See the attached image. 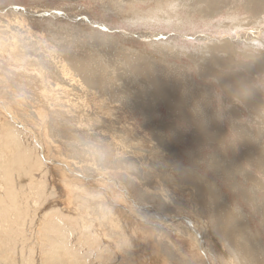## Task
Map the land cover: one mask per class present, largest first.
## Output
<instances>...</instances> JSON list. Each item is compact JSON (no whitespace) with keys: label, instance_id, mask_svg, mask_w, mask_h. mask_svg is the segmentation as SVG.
Returning <instances> with one entry per match:
<instances>
[{"label":"rangeland","instance_id":"374dc122","mask_svg":"<svg viewBox=\"0 0 264 264\" xmlns=\"http://www.w3.org/2000/svg\"><path fill=\"white\" fill-rule=\"evenodd\" d=\"M37 1L39 0H0V16L12 9L22 11L24 8L28 12H31L30 10H32ZM58 1L60 0H42L45 4L58 3ZM62 1L63 0H61V2ZM134 1L135 3L131 4V6L124 5V8L122 7L120 10L118 8L117 10L123 12L124 9V11H128L130 14L135 9H138L141 11L139 15L142 14L140 16L146 18L147 15L145 14L148 13L150 10L149 7L153 6V3L144 2L143 0ZM162 1L163 0H154L153 2H158L160 4ZM191 1L195 3L198 0H175L173 2L175 5L169 8L161 7L160 11L157 12L158 15L166 16L164 13L169 11L172 15L171 20L173 19V21H165L161 22V24L157 23L156 25H152L153 23L151 21L145 22L144 20L136 22V24L133 22L126 23L125 20H122L121 16L117 14L119 11L113 10L112 12V10L108 11V9H106L108 4L111 5L110 3L112 1L109 0H68V3L73 5V10H71L70 13L74 12L73 15L75 14L72 19L59 17V19H55L56 21H54V19L50 17H45L43 19L36 18L33 22H31L29 18L26 19L28 22L25 21L27 26L32 29L30 32L32 35L31 39L33 42L38 40V44H32V47L31 44V46L25 45L28 41H17L16 49L20 47L19 50L21 52L28 51L27 53H30L39 44L42 45V49H54L56 48L54 45H57L58 51L61 53V56H58L62 57L64 55L62 50L65 46L73 54V58L89 63L90 67L95 72L96 78L107 87L105 90H102L99 86L84 84L78 71L73 68V64L69 62V60V64H67V60H64L63 57L60 58V60L55 59V61L51 62L46 61L44 59L45 57L40 60V56L36 54V56L32 55L30 58H24L23 56L27 54H23L20 58L12 60L5 50L7 48L9 49L10 46L13 47L12 41L10 42V40H8L9 36H4V31H2L1 28L0 35L4 36V39L1 38V40H4V44L0 46V104L10 109L12 112L11 114L16 116V118L18 117L17 119L24 124L25 128L28 130L30 129L29 138L31 142H34V145L33 143L32 145L34 147L36 146V153H38L40 157H44L45 161L44 159L43 161L52 168H49V171L45 175L36 168L31 173L36 180H45L47 187H50L52 184H58L59 187H55L56 192L60 191L59 188L61 190L67 188L71 182L80 185L81 180L79 177H76L77 173L78 176L81 175L89 179L88 184L92 181L91 186L90 184L87 185L89 188L87 190L93 195L90 196L89 200L92 203L89 202L91 205L90 209H87L85 205L80 202L81 198L79 196H84L83 193L80 194L74 189V191H72V185L68 187L72 191L69 194V198L60 192L64 198L56 193L51 199L47 200V204L51 202L50 206H52L50 209L59 206L62 208L61 213L66 217V221L64 222L65 225L58 224L54 218H48L43 221L40 216L46 211L43 210L45 208L37 212L39 215L35 218L34 222H32L31 226H28L23 216H20V222L15 231L5 229V225L3 226L0 220V239L3 240V243L0 242V260H7V264H18V257L15 254L16 249L9 248L7 245L10 241L5 240L9 236H11L10 240H12L14 234H16L18 247L24 246L33 248V250L25 256L29 264H101L106 259L107 254H109V257L111 256V260L107 261L106 264H119L121 261L124 264L127 258L123 260L120 255L124 252H120V250L114 248L115 244L113 241H116V238H111L112 234L109 232V226L105 224V220H103V217H106V215H103L102 210L97 207L98 203L96 205V201L102 202V200L97 197L98 191L104 193L105 190L106 193H104V197H106L103 202L106 206L110 207L112 213L119 218L120 224L124 226L125 233L128 234L130 241L135 240L136 244H139H137L139 247L136 249L140 250L142 258H138V260L142 259L144 264H149L150 256L151 259L153 257L152 260L159 258L161 261H164L161 258L163 252L159 251V248L161 249L162 247V242H160L161 244L157 243L158 238H155V232L158 226L157 224L151 223L150 225L153 226L152 228L146 224L147 219L143 217L144 213H156L154 210H158V213L162 212V214H164V220L167 222L173 223L172 225L176 223L182 224V226L190 232L191 238L198 241V244L194 242V251H196L203 260L205 249L202 250L198 246L200 245V241L196 239V232L200 231V225L195 222V218L191 213L186 212L183 214V218H181L172 213L164 212L160 201L154 197L153 189H148L147 195L141 192L142 187H147L148 177L154 171V165L157 159L156 154L150 150L151 144L146 143L147 137H151L153 141H158V137L163 131L160 127L161 122L165 118H174L176 113L174 111H169L165 105L157 101V96L154 97L155 95L151 92L152 89L145 91L143 85L146 82L142 74L140 76V73L134 70L133 67L132 70L131 66L123 59L127 54V50L128 53L132 52L130 54H134L135 51L140 53V55L143 54L141 56L143 59L147 56L145 58L146 60H144L147 61L148 58L149 61L147 62L150 64L161 65L166 74L179 76L180 74L186 73L188 76H192L194 72L198 70L199 65L204 62L203 58L209 55L208 52H204V54H202V51L196 52L197 49H200L203 45L201 41L198 40L199 35H213L210 36V38L209 36L206 37L209 40L211 39L210 41L216 40L213 38L217 37L220 39L228 38L229 35L234 37L235 33L224 34L222 32L226 29L224 26L218 25L219 28H215L217 24L220 23L231 25L234 22V20L231 22L230 20H226L224 14H226L228 10L229 13L234 12L236 15L238 14L237 19H235L236 23L242 22L243 27L238 29L237 34L246 32L259 39L257 42L258 46L254 45L255 49L259 51L252 59L240 55L246 53L244 51L245 43H243L246 41L245 39L240 41L241 44L239 45L243 44L244 46H240L241 48H238L235 54V62H239L241 65H252L259 57H264V54L259 53L261 51L264 52V49H262L263 46L260 45L262 41L264 42V0H222L224 2L226 1L225 5L224 2L221 3V5L219 4L220 6L223 5V11L217 14L212 20L207 21L201 19L196 12L192 17L186 18L185 13L187 11L184 12L185 10L181 2L189 4L188 6H190L193 4H191ZM229 1L230 3L228 4ZM158 3L157 5H159ZM204 3L210 2L209 0H203L197 5L202 7ZM235 4L237 7H235ZM238 5L241 6L238 7ZM173 6L174 10L172 8ZM233 6L237 9L235 10ZM246 6H249L250 10H244L247 9ZM179 7H181V10ZM46 9L48 10V8ZM61 9L65 10L66 7H62ZM177 10L179 12L175 14ZM29 14L30 13H28V15ZM83 19L91 20L90 22L92 23L96 22V25L94 24L90 27V25H87L89 22L84 23L82 21ZM176 21L181 22L177 24ZM183 21L188 24H185ZM203 21L205 24H203ZM1 23L3 25L4 22H0V24ZM48 24H52L50 27H54L53 29L56 30L57 33L59 32L58 35L56 33L53 37L51 36L52 38H49L48 29L46 28L49 26ZM103 25L104 28L108 29L107 32H105L102 27ZM3 26H5V23ZM27 26L25 27L28 28ZM189 26L194 27L190 28L193 29L191 31H194L192 36L186 34L184 31L185 28L188 29L187 27ZM89 29L91 31H89ZM234 30H236V28ZM100 32H104L107 35L101 37ZM155 32L158 33L157 37H145V34L147 35L148 33ZM218 32L222 33L218 35L216 34ZM256 32L260 33L258 34ZM89 33H92V36ZM109 34L110 36H108ZM59 37L61 38L59 39ZM109 37L111 39H109ZM101 38H103L102 41ZM172 41H174L175 44H173ZM182 41H185L187 45L184 50L181 48ZM169 42L170 44L168 45L167 43ZM29 43H31L30 40ZM153 43L156 44L153 45ZM4 45H6V47ZM27 48L30 49L27 50ZM172 48L176 50L174 51ZM168 49L169 51L171 50L170 53ZM179 50H183L184 55L181 54ZM188 55H196V60H192ZM35 57L36 59L39 57V61L34 60L33 58ZM64 63H66V65H63ZM217 68L222 70L219 66ZM242 68L235 67V70L239 71L242 70ZM263 70L262 68L261 70L250 73L257 83L264 82ZM248 73L249 72H246V74ZM142 81L144 83H142ZM124 89L131 90L132 95L126 102L122 103ZM141 89L145 92L141 91ZM143 92L144 94H142ZM259 95L262 101H264V90H261ZM2 101L3 103H7L3 105ZM2 111L3 109H0V117L3 121L5 119L8 120L6 113ZM152 113H155V116H152ZM236 119L238 121V127L234 130L232 125L229 124L224 128V134L229 135L234 132L237 134L243 133L250 138V143L255 151L254 159L256 161V166L247 180L248 195L251 196L252 189L255 188L256 199L260 200L264 198V170H262L260 165V160L264 157V105H252L250 109L245 110L243 115L238 116ZM10 122L14 126L16 125V127L22 128L20 124L13 123L12 121ZM2 138L4 137H1V139ZM162 150L169 155H173L175 148L172 145H165ZM67 170H71V175ZM73 173H75V175H73ZM67 175H73V181H71ZM94 181L95 183H93ZM63 182L69 184L65 185ZM65 197L68 198L70 202L67 205L70 208L69 210L66 206L62 207V205H59L62 199L64 201ZM53 204H56V206ZM232 206H240L243 210L247 207V204L246 201L240 197L233 199ZM46 208L49 210V205H46ZM76 208L83 215L82 220H87L95 224L94 228L96 227V231L90 232V240L93 241L92 244H87L82 239L84 237L83 235H86L87 230L82 232L76 229V243L73 240V214L75 215L74 210ZM158 213L156 214L158 215ZM209 225L215 227V225ZM132 227L135 229V232L130 230ZM193 228L196 232L193 231ZM168 232V242L175 245L176 249L184 248L183 253L189 256V251L193 249L189 239L185 238L180 242L175 233L171 231ZM105 235H107V237ZM172 235L174 236L172 237ZM131 236H134L133 238L137 240L132 239ZM244 236L248 239L251 248L255 249L258 254L264 257V234H261L259 230L258 220H253L251 222ZM166 244L168 245L169 243ZM144 245L146 246L144 247ZM89 246L92 249L94 247L93 250L97 251L98 249L99 252L93 256H89V252H86ZM157 246L159 248L156 249ZM90 247L89 249H91ZM7 249H9V251ZM68 249L72 250L75 255L78 256L77 258H79V260H77L73 254L68 255ZM100 249H105V251H102L104 255H101ZM243 250L245 249L243 248ZM151 251H155L153 256L151 255ZM74 259L77 260L78 263L73 262ZM57 260L61 261V263L57 262ZM223 262L225 261L221 260L220 264H224Z\"/></svg>","mask_w":264,"mask_h":264},{"label":"bare ground","instance_id":"6f19581e","mask_svg":"<svg viewBox=\"0 0 264 264\" xmlns=\"http://www.w3.org/2000/svg\"><path fill=\"white\" fill-rule=\"evenodd\" d=\"M63 1H66V2H63ZM61 2L58 1V3H53V4H45V2H42V0H39L37 1L35 4H34V7L32 8V10H30L31 12H28L26 9H22V11H19V10H16V9H12V10H8L7 13H5L4 15H1L0 16V22H4L5 23V26L4 23L2 25V23L0 24V30L2 28V31H4V36L7 35L9 36V39L10 42L13 44V47L10 46V48L8 49H5L9 54V57L12 58V60L16 59V58H20V56H23V54H27L25 56H23L24 58H30L32 55H37V56H40V60L44 59L46 61H55V59H59L63 57L64 60H69V62H71L73 64V68L76 69V71H78V74L80 75V77L82 78L84 84H88V85H95V86H99L101 87L102 90H105L107 87L100 83V81L96 78L95 76V72L94 70L90 67L89 63L87 61H80V60H77L76 58H73V54L70 52L69 49H67L65 46L63 48V53L64 55L62 57H59L58 55L61 56V53L58 51V47L57 45H54L56 46V48L54 49H42V45H38L36 48H34V50L30 53H27L28 51L26 52H21L18 49H16V43L17 41H28L27 44L25 45H36L38 44V40L33 42L32 39H31V30L27 24H26V19L29 18L31 22H33L34 19L38 18H45V17H50L52 19H54V21H56L55 19H59V17H62V18H67V19H72L74 18L73 16V13H70L71 10H73V5L72 4H69L68 3V0H63ZM109 1H112L109 5L108 4V7H106V9L109 10H117L119 8H124V5H127V6H131V4L135 3L134 0H109ZM139 1V0H138ZM144 2H152L153 3V6H150V10L148 11L146 18L144 17H141L140 14L139 15V11L138 9H135L134 11L133 10H130V11H133L132 13L129 14L128 11H124L123 9V12L122 11H119L117 14L121 16V19L122 20H125L126 23H129V22H133L134 24H136V22H140L141 20L143 21H151L153 24L152 25H156L157 23H160L161 22H165V21H173V19L171 20V14L169 13V11L165 12L164 14H166V16H160L158 15V11H160L161 7H165V8H169L171 7L172 5H175L173 4V2L175 0H163L160 4L158 2H153L154 0H143ZM143 1H140V2H143ZM177 1V0H176ZM182 1V0H181ZM195 1V0H194ZM203 0H198L196 1L195 3L191 1V4L190 6H188L189 4H184L181 2L183 8H184V12H186L185 16L186 18H190L192 17V15L196 12L197 14H199V17L203 20H212L217 14H220L221 11H223V5H221V3H223L224 1L222 0H209L210 3H204V5H202V7L200 5H197L199 2H202ZM61 2V3H59ZM226 2V1H225ZM225 2H224V5H225ZM113 3V5H112ZM118 3V4H117ZM139 3V2H137ZM157 3L160 5H157ZM179 3V1H178ZM230 3V1L228 2V4ZM116 4V6H115ZM180 4V5H181ZM220 4V5H219ZM237 4V3H236ZM235 4V5H236ZM179 5V6H180ZM234 5V6H235ZM233 6V7H234ZM241 6V5H240ZM238 5V7H240ZM62 7H66L65 10H62L61 8ZM133 7V5H132ZM178 7V6H177ZM237 7V5L235 6ZM234 7V8H235ZM245 7V6H244ZM247 9H244V10H250L249 6H246ZM48 8V10L46 9ZM135 8V7H134ZM173 10H174V6L172 7ZM176 8V7H175ZM180 10H181V7H179ZM126 9V7H125ZM178 9V8H177ZM237 8H235L236 10ZM38 10V11H37ZM172 10V12H173ZM232 10V9H231ZM1 11V10H0ZM206 11V12H205ZM125 12V13H124ZM179 11L177 10V12L175 14H177ZM3 13V12H2ZM28 13H30L28 15ZM161 13V12H160ZM173 14V13H172ZM174 14V15H175ZM8 15V16H7ZM226 16V20H230L234 22L236 21L235 19H237L238 17V14L236 15V13H229L228 10L226 11V14H224ZM7 16V17H5ZM176 16V15H175ZM118 17V16H117ZM178 17V16H177ZM181 17V16H179ZM7 18V19H6ZM174 18V17H173ZM195 18V17H194ZM74 20V19H73ZM77 20V19H75ZM180 20V19H178ZM26 21V22H25ZM52 21V20H51ZM68 22H70L69 20H67ZM84 23L85 22H89L87 25H94L95 23H92L90 22L89 20L87 19H83L82 20ZM187 21V20H186ZM192 21V20H191ZM189 21V22H191ZM201 21V20H200ZM66 22V21H65ZM77 22V21H76ZM177 24L181 21H176ZM185 22V21H183ZM204 22V21H203ZM229 22V21H228ZM234 22L230 25V24H227L225 23H220V24H217V27L215 28H219V26H224L226 27V29L224 31H222L224 34H227V33H235L234 37L230 36L228 38H224V39H220V38H213V39H216V40H213V41H210L208 38H210V36H213V35H208L207 34H201L198 36V40L201 41V43L203 44L201 46L200 49H197L196 52H200L202 51V54H204V52H208L209 55L208 57H204L203 58V63L201 65H203L206 61H211L212 62V65L217 68L219 66L220 69L222 70H219L217 68L218 71H221L223 72L225 75H227L231 70H235V67H240L242 69H245L246 68V72H255L257 70H261L262 68L264 69V57H259L256 62L252 65L250 64H245V65H241L239 62H235L234 59L236 58L235 57V54H236V51L238 48H241L240 46L242 45H239L241 44L240 41L243 39H245L246 41L243 42L245 43V46H244V51L246 53H242L240 55H242L243 57L245 58H249V59H252V57L254 55H256V53L259 51H257L255 49V46L257 45L258 46V38L255 37V36H252L246 32H243V33H238L237 34V31L238 29H240L241 27H243L242 25V22H239V23H236L234 24ZM28 23V22H27ZM59 23V22H58ZM63 23V22H62ZM80 23V22H79ZM169 23V22H168ZM26 24V25H25ZM70 24V23H69ZM72 24V23H71ZM102 24V23H101ZM132 24V23H130ZM185 24H188L185 22ZM192 24V23H191ZM205 24V22L203 23ZM49 26L46 27L48 29V36L49 38L52 36H54L57 31L54 30L53 28L50 27V25L52 24H48ZM60 25V24H58ZM56 25V26H58ZM83 25V23H82ZM86 25V24H84ZM86 25V26H87ZM96 25V24H95ZM142 25V24H141ZM25 26H27L28 28H26ZM151 26V25H150ZM180 26V25H179ZM192 26V25H191ZM194 26V25H193ZM43 27V26H42ZM45 27V26H44ZM95 27V26H94ZM104 28V25L102 26ZM238 27V28H237ZM35 28V27H34ZM62 28V27H61ZM89 28V27H88ZM188 29L185 28V33L192 36V33L194 31H191L193 29H190V28H194V27H187ZM236 28V30H234ZM105 29V28H104ZM175 29V28H174ZM246 29V28H245ZM244 29V30H245ZM59 30V29H58ZM93 30V29H92ZM179 30V29H177ZM45 31V30H43ZM70 31V30H69ZM89 31H91L89 29ZM68 32V31H67ZM94 32V30H93ZM222 32H218L216 34H220ZM59 33V32H58ZM57 33V35H58ZM69 33V32H68ZM101 33V37L103 35H107L105 34L104 32H100ZM256 33H260V32H256ZM1 34V33H0ZM90 34V33H89ZM92 36V33L90 34ZM89 35V36H90ZM158 33H148L147 35L145 34V37L146 38H153L154 36L157 37ZM185 35V34H184ZM4 36L0 35V46H3L4 44V40H1L4 39ZM62 36V35H61ZM88 36V35H87ZM110 36V34L108 35ZM141 36V35H140ZM143 36V35H142ZM203 36V37H202ZM51 37V38H52ZM69 37V36H68ZM100 37V36H98ZM179 37V36H178ZM61 37H59L60 39ZM160 38V37H159ZM169 38V37H168ZM167 38V39H168ZM181 38V37H180ZM194 38V37H193ZM34 39V38H33ZM43 39V38H42ZM41 39V41H42ZM63 39V38H62ZM76 39V38H75ZM94 39V38H93ZM109 39H111L109 37ZM171 39V38H170ZM195 39V38H194ZM207 39V40H206ZM230 39V40H229ZM29 40L31 43H29ZM57 40V39H56ZM103 40V38H101V41ZM157 40V38H156ZM155 40V42H156ZM174 40V38H173ZM179 40V39H178ZM177 40V41H178ZM65 41V40H64ZM166 41V40H164ZM187 41V39H186ZM199 41V42H200ZM203 41V42H202ZM43 42V41H42ZM113 42V41H112ZM162 42V41H161ZM173 44L174 41H172ZM6 43V42H5ZM62 43V42H61ZM67 43V42H65ZM120 43V42H119ZM157 43V42H156ZM156 43H153L156 44ZM192 43V42H191ZM256 43V44H255ZM44 44V43H43ZM114 44V43H113ZM168 45L170 44L167 43ZM24 45V46H25ZM30 45V46H31ZM32 45V47H33ZM59 45V44H58ZM152 45V44H151ZM150 45V46H151ZM152 45V46H153ZM162 45V44H161ZM165 45V44H164ZM255 45V46H254ZM261 46H263L262 49H264V42L262 41L260 43ZM6 47V45H4ZM62 46V45H61ZM176 46V45H175ZM179 46V45H178ZM187 45L185 44V41H182V45H181V48L184 50L186 49ZM9 47V46H8ZM138 47V46H137ZM163 47V46H162ZM22 48V47H21ZM153 48V47H152ZM156 48V46H155ZM158 48V47H157ZM161 48V47H160ZM197 48V47H196ZM30 49V48H29ZM27 48V50H29ZM57 49V50H56ZM173 49V48H172ZM260 49V48H259ZM122 50V49H120ZM131 50V49H130ZM161 50V49H159ZM174 50V49H173ZM176 50V49H175ZM174 50V51H175ZM183 50H179L181 52V54L184 55V51ZM167 51V50H166ZM169 51V49H168ZM172 51V52H174ZM186 51V50H185ZM119 52V51H118ZM125 52V50H124ZM154 52V51H153ZM161 52V51H160ZM159 52V53H160ZM163 52V51H162ZM171 52V50L169 51V53ZM189 52V50H188ZM188 52H185V53H188ZM195 52V53H196ZM250 52V53H249ZM62 53V54H63ZM127 56L123 54L124 56V61H126L130 66H131V69L133 67L134 70H136L138 73H140V76L142 74V77L144 79V81L147 83L149 81H159L160 82V87L158 90H154L152 89L151 92H153V94L155 95L154 97L160 95V94H166V95H169L171 96L173 94V88H172V83L169 82V79L165 76V71L163 70L162 66L161 65H153V64H150L149 62V59L147 58V61H145L146 57H144V59L141 57L142 55H140V53H137L134 51V54H130L128 53V50L126 52ZM177 53V52H176ZM260 54H264V52H259ZM258 53V54H259ZM166 54V53H165ZM189 54V53H188ZM35 55V56H36ZM173 55V54H172ZM182 55V56H183ZM199 55V54H198ZM8 56V55H7ZM175 56V55H174ZM177 56V55H176ZM179 56V55H178ZM196 56V55H195ZM195 56L193 55H188L189 58H191L192 60L195 59ZM187 57V56H186ZM8 58V59H10ZM174 58V57H173ZM242 58V57H241ZM34 60H37L39 61V57H36L33 58ZM62 59V60H63ZM2 60V59H1ZM63 60V61H64ZM158 60V59H157ZM196 60V59H195ZM194 60V61H195ZM198 60V59H197ZM61 61V62H63ZM69 62L67 64H69ZM4 63V62H3ZM55 63V62H54ZM159 63V62H158ZM162 63V62H161ZM164 63V62H163ZM127 64V65H128ZM160 64V63H159ZM4 65V64H3ZM63 65H66V63H64ZM62 65V66H63ZM199 65V67L201 66ZM197 66V65H196ZM69 67V66H68ZM125 67V66H124ZM126 68V67H125ZM3 69V68H1ZM70 69V68H69ZM130 69V68H128ZM132 69V70H133ZM167 69V68H166ZM199 69V68H198ZM4 70V69H3ZM127 70V69H126ZM5 71V70H4ZM23 71V70H22ZM129 71V70H128ZM238 71V70H237ZM264 71V70H263ZM18 72V71H17ZM134 72V71H133ZM15 73V72H14ZM13 73V74H14ZM20 73V72H19ZM171 73V72H169ZM195 73V72H194ZM18 74V73H17ZM4 75V74H3ZM21 75V74H20ZM252 75V74H251ZM258 75V74H256ZM39 76V75H38ZM9 80V79H8ZM139 80V78H138ZM137 80V82H138ZM23 82V81H22ZM141 82V80H140ZM142 83H144L142 81ZM25 84V83H24ZM38 86V85H37ZM28 87V86H27ZM30 87V86H29ZM142 87V86H141ZM34 89V88H32ZM2 91V90H1ZM141 91H144L143 89H141ZM149 91V90H148ZM8 92V91H7ZM145 92V91H144ZM144 92L142 94H144ZM150 92V93H151ZM149 93V95H150ZM6 94V93H5ZM2 96V95H1ZM148 96V95H147ZM142 98V97H141ZM19 99V98H18ZM145 99V97H144ZM143 99V101H144ZM1 102V101H0ZM151 102V101H150ZM153 102V101H152ZM156 102V101H155ZM4 103H7V102H4ZM3 101H2V104L4 105ZM162 105V104H161ZM253 105H264V103H262V98H260V95L258 94V96L254 99V102H253ZM9 106V105H8ZM11 108V107H10ZM0 109H3L4 113H6L7 117H8V120L5 119L4 121L2 120V118L0 117V220H1V224L4 226L5 225V229H9L11 231H15L17 230V226L19 224V217L23 216V219L24 221L28 224V226H31L32 222H34L35 218L39 215L37 212L41 211L42 208H45L43 210H46L45 212L42 213V215L40 216L41 219L44 221L45 219H48V218H54L55 221L58 223V224H61V225H65V221H66V217H64V215L61 213V209L60 206L59 207H56V208H53V209H50V204H47V200L48 199H51L54 195H56V193L60 194V192H62V194L66 195L68 198L70 197V193L72 191H77L79 192L80 194L83 193L84 196H79L81 199H80V202H82L85 207L87 209H90L91 205L89 204V200H90V196L93 195L91 194V192H89L87 189H89L87 187V185L90 184L91 186V182L88 184V180L89 179H86L85 177L81 176H78V174L76 173V177H79L80 180H81V183L80 185L79 184H75L73 182H71V184L69 186L72 185V191L71 189H68L67 188H63V190H61L59 188V192H56L55 191V187L59 185L58 184H52L50 187H47L46 184H45V180H36L33 176V174L31 173L35 168L37 170H40L41 173L43 175L47 174V172L49 171V165L46 164L45 159L44 157H40L38 155V153H36V146L34 147V142L30 140V129L28 130L27 128H25L24 124L19 121L16 116H13L10 111V109H8L7 107L5 106H1L0 104ZM12 109V108H11ZM2 111V112H3ZM16 112V111H15ZM173 112V111H172ZM16 114V113H15ZM14 114V115H15ZM3 122H2V121ZM10 121H12L13 123H17V124H20L21 125V129L18 128V126L16 127V125L14 126ZM44 121V120H43ZM6 122V123H4ZM42 123V122H41ZM32 124V123H30ZM48 124V123H47ZM19 125V127H20ZM32 126V125H31ZM34 127V126H33ZM46 130V129H45ZM52 131V130H51ZM35 132V131H34ZM39 134V133H38ZM42 136V135H41ZM1 137H4L1 139ZM43 140V139H42ZM33 143V145H32ZM41 146V145H40ZM46 148V147H45ZM52 148V147H51ZM40 152V150H39ZM44 159V161H43ZM47 159V158H46ZM67 165V164H66ZM57 167V166H56ZM61 167V166H60ZM65 167V166H64ZM52 169V168H50ZM70 169V167H69ZM54 170V168H53ZM63 170V169H62ZM70 172V175H71V170H67ZM73 171V170H72ZM80 171V170H79ZM78 171V172H79ZM82 172V171H81ZM80 172V173H81ZM50 173V172H49ZM64 173V172H63ZM53 174V173H52ZM82 174V173H81ZM56 175V173H55ZM70 175H67L69 177V179L71 181H73V175H75V173H73L72 176ZM64 176V175H62ZM29 177V178H28ZM26 178V179H25ZM66 179V178H64ZM63 179V180H64ZM62 180V181H63ZM61 181V180H60ZM59 181V182H60ZM84 181V182H83ZM54 182V181H53ZM87 182V183H86ZM65 185L69 184L67 182H63ZM95 183V181L93 182ZM119 183V182H118ZM117 183V184H118ZM62 184V183H61ZM97 185V184H96ZM63 186V185H62ZM94 186V185H93ZM62 188V187H61ZM74 189V190H73ZM100 190V189H99ZM101 191V190H100ZM104 191V190H103ZM106 191V190H105ZM104 191V193H106ZM104 193H100L98 191L97 193V197L100 198L102 200V202H98L96 201V205L98 203V208L100 210H102V214L103 215H106V217H103V220H105V224H108L109 226V232L112 234L111 235V238H116L115 240L116 241H113V243L115 244V249L116 250H120L123 251L124 253H121L120 256H122L123 260L126 257V250L124 249L123 245L125 244V242L127 241H130V238H128V234L125 233V228L124 226H122V224H120V221H119V218H117V216H115L114 213H112V210L110 209V207L106 206V204L103 202V200H105V197H104ZM62 194H60V197L64 198L62 196ZM68 198L65 197L64 201L62 199L61 203L59 205H62V207H65L68 208V210L70 209L67 205L70 203ZM133 199V197H132ZM76 200V199H75ZM111 202V201H110ZM122 202V201H121ZM91 203V202H90ZM124 203V202H123ZM122 203V204H123ZM92 204V203H91ZM46 205L48 206L49 205V210H47L46 208ZM54 206H56V204H53ZM64 205V206H63ZM121 206V205H120ZM78 207V206H76ZM126 208V207H125ZM153 208V207H152ZM154 209V208H153ZM67 210V209H66ZM73 210V209H72ZM75 211V215L73 214V240L74 242L76 243V239H75V230L76 229H79L80 231L82 232H86V235H83L84 237L82 238L84 242H86L87 244L89 243H93L92 240H90V232L91 231H96L95 228H94V223L90 222V221H87V220H82V214L79 212V210H77V208L74 210ZM156 213H158V210H154ZM153 211V212H154ZM144 212V211H143ZM131 213V212H130ZM138 213V212H137ZM156 213H144L143 217H145L147 219L146 221V224H148L149 226H151L153 228L152 225H150L151 223H154V224H157V228H156V232H155V238H158V241L157 243L161 244L160 242H162V247L161 249L157 246V248H159V251H162L163 254L161 255V258L163 260H166V254L168 253L169 249L167 247V244L166 243H170L168 242L169 239L168 236H169V232L168 231H171L173 233H175V235L177 236V238L180 240V242H182L185 238H188L189 241H190V244L192 246V250L189 251V256L185 253H181V257L184 258V259H187L189 257L193 258V259H201V257L199 256V254L194 251L195 250V247L194 245L195 244H198L197 242L198 241H195V239L193 240V238H191V234L190 232L184 228L182 226V224L180 225L179 223H176L174 225H172L173 223L171 222H167L166 220H164V217L162 214V212L158 213V215ZM141 214V213H140ZM132 215V214H131ZM136 215V213H135ZM141 216V215H140ZM130 217V216H129ZM139 217V216H138ZM170 217V216H169ZM168 218V217H167ZM136 219V218H135ZM142 219V218H141ZM173 219V218H171ZM77 220V221H76ZM135 221V220H134ZM149 221V222H148ZM175 221V220H174ZM129 222V221H128ZM148 222V223H147ZM138 223V222H137ZM191 223V221H190ZM103 224V223H102ZM124 225V224H123ZM189 225V224H188ZM207 227H212L210 225H208ZM29 228V227H28ZM26 228V229H28ZM129 228V227H128ZM150 228V227H149ZM151 228V229H152ZM137 229V227H136ZM194 229V228H193ZM220 229L222 232H228L229 231V225L227 223H224L220 226ZM25 230V229H24ZM23 230V231H24ZM131 231L135 232V229L132 227L130 228ZM155 230V228H154ZM152 230V231H154ZM199 230V229H198ZM197 230V231H198ZM137 232V231H136ZM103 233V232H102ZM131 233V232H130ZM138 233V232H137ZM136 233V234H137ZM153 234V233H152ZM151 234V235H152ZM171 234V233H170ZM133 235V234H132ZM107 237V235H105ZM109 236V235H108ZM149 236V235H148ZM174 235H172L173 237ZM17 235L14 234V237L12 240L11 239V236H9L7 239V241H10L9 244L7 245L9 248H13V249H16V252L15 254L17 255L18 257V264H29L28 260L25 258V256L31 252V250H33V248H28V247H24V246H21V247H18L19 245H17ZM118 237V238H117ZM134 237V236H133ZM131 236L132 239H136V238H133ZM152 237V236H151ZM163 237V238H161ZM95 238V237H93ZM92 238V239H93ZM109 238V237H108ZM107 238V239H108ZM131 239V240H132ZM95 240V239H94ZM137 240V239H136ZM157 240V239H156ZM166 240V241H165ZM109 241V240H108ZM151 241H152V238H151ZM0 242L3 243V240L0 239ZM96 242V241H95ZM110 242V241H109ZM146 242V241H145ZM172 242V240H171ZM195 242V244H194ZM21 243H22V240H21ZM208 239L207 237H205V241H204V245L203 247H201L200 245H198L202 250L203 249H206L208 247ZM235 243V249L234 251H230V250H227L225 249L224 245L221 243L220 245V259L222 261H225L223 262L224 264H264V257L263 255L261 254H258L255 249H252L251 246L249 245V241L248 239L243 236V239H238L234 241ZM138 244V243H137ZM146 244V243H144ZM187 244V243H186ZM189 244V245H190ZM139 245V244H138ZM142 245V244H141ZM94 246V245H93ZM96 246V244H95ZM146 245H144L145 247ZM153 246V245H152ZM156 246V245H154ZM187 246V245H186ZM90 247V246H89ZM88 247V249H89ZM139 247V246H138ZM184 247V246H183ZM198 247V248H199ZM91 248V247H90ZM243 248L245 250H243ZM86 249V252H89V256H93L95 255L96 253H98V249L97 251L96 250H93L91 249ZM107 249V248H105ZM105 249H103L105 251ZM155 249V250H156ZM9 251V249H7ZM88 250V251H87ZM102 249H100V252H101V255H104L102 254ZM179 250V249H177ZM200 250V249H199ZM107 251V250H106ZM187 251V250H186ZM201 251V250H200ZM205 251V250H204ZM111 252V251H110ZM108 253V252H107ZM67 254L68 255H74L75 258L77 260H79V258H77L78 256L75 255V253L68 249L67 250ZM115 254V253H114ZM153 254H155V251H151V255L153 256ZM111 257V256H110ZM109 257V254H107L106 256V259L101 263V264H106L107 261H110L111 258ZM116 258V257H115ZM138 258H142V254L140 253V250L139 249H135L134 252L132 253V256H131V259H135V260H138ZM120 259V257H119ZM149 259H151V257L149 256ZM153 259V257H152ZM77 260H73V262L75 263H78ZM142 260V259H141ZM144 260V259H143ZM220 260V261H221ZM57 262L61 263V261L57 260ZM237 262V263H236ZM0 263L1 264H7V260H0ZM83 264H86V263H83ZM119 264H123L122 261L119 263ZM125 264V262H124ZM148 264V263H147Z\"/></svg>","mask_w":264,"mask_h":264},{"label":"snow or ice","instance_id":"6c2138e0","mask_svg":"<svg viewBox=\"0 0 264 264\" xmlns=\"http://www.w3.org/2000/svg\"><path fill=\"white\" fill-rule=\"evenodd\" d=\"M165 76L172 83L173 94H160L156 99L176 115L163 119L158 141L147 137L146 143L151 144L150 150L157 159L147 187H142L141 192L147 195V190L153 189L164 212L181 218L190 212L200 225V231L193 229L200 246L203 247L205 237L209 243L203 260L184 259V248L177 250L169 243L166 260L150 259L149 264H220L221 243L234 251V241L243 239L253 220L259 221V230L264 234V198L256 199L255 188L248 195L247 180L256 166L250 138L243 133L224 134L227 125L231 124L234 130L238 127L236 118L252 107L264 90V82L254 81L250 73L246 74V68L225 75L211 61H206L192 76ZM143 87L145 91L158 90L160 82L149 81ZM131 95V90L124 89L122 103ZM165 145L174 146L173 155L162 150ZM260 165L264 170V157ZM240 197L247 204L243 210L232 206L233 199ZM224 223L229 225L226 233L220 229ZM209 224L215 227H207ZM123 247L125 264H144L140 259H131L138 247L135 240L125 242Z\"/></svg>","mask_w":264,"mask_h":264}]
</instances>
